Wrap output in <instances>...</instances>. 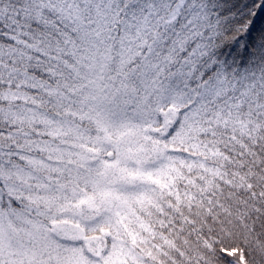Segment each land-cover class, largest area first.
Here are the masks:
<instances>
[{"label":"snow or ice","instance_id":"obj_1","mask_svg":"<svg viewBox=\"0 0 264 264\" xmlns=\"http://www.w3.org/2000/svg\"><path fill=\"white\" fill-rule=\"evenodd\" d=\"M0 264H264V0H0Z\"/></svg>","mask_w":264,"mask_h":264}]
</instances>
